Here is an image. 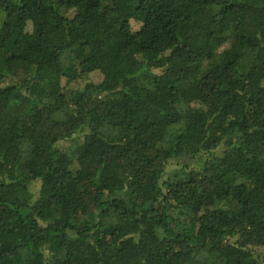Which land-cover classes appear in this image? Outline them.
<instances>
[{
	"label": "trees",
	"instance_id": "16d2710c",
	"mask_svg": "<svg viewBox=\"0 0 264 264\" xmlns=\"http://www.w3.org/2000/svg\"><path fill=\"white\" fill-rule=\"evenodd\" d=\"M0 264H264V0H0Z\"/></svg>",
	"mask_w": 264,
	"mask_h": 264
}]
</instances>
